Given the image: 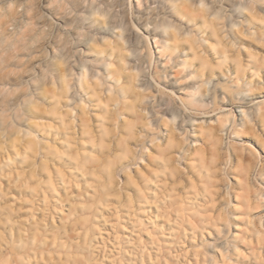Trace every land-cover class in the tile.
<instances>
[{"label": "clouds", "instance_id": "obj_1", "mask_svg": "<svg viewBox=\"0 0 264 264\" xmlns=\"http://www.w3.org/2000/svg\"><path fill=\"white\" fill-rule=\"evenodd\" d=\"M0 264H264V0H0Z\"/></svg>", "mask_w": 264, "mask_h": 264}]
</instances>
